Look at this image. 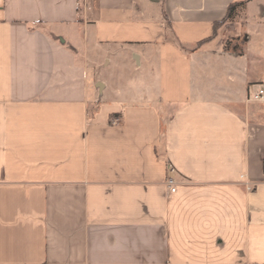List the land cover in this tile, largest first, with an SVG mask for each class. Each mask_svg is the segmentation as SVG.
Wrapping results in <instances>:
<instances>
[{"label": "crops", "instance_id": "obj_1", "mask_svg": "<svg viewBox=\"0 0 264 264\" xmlns=\"http://www.w3.org/2000/svg\"><path fill=\"white\" fill-rule=\"evenodd\" d=\"M255 84L264 0H0V264H264Z\"/></svg>", "mask_w": 264, "mask_h": 264}, {"label": "built area", "instance_id": "obj_2", "mask_svg": "<svg viewBox=\"0 0 264 264\" xmlns=\"http://www.w3.org/2000/svg\"><path fill=\"white\" fill-rule=\"evenodd\" d=\"M253 101L260 104H264V85H260L258 91L253 96ZM176 175V169L172 166H169L166 184L170 193L172 194L176 193L179 189V184L177 182ZM248 190H251V188H248Z\"/></svg>", "mask_w": 264, "mask_h": 264}, {"label": "rangeland", "instance_id": "obj_3", "mask_svg": "<svg viewBox=\"0 0 264 264\" xmlns=\"http://www.w3.org/2000/svg\"><path fill=\"white\" fill-rule=\"evenodd\" d=\"M246 38L244 36L238 38V39H235L233 40L232 42H230L227 46L228 49H234L236 52H243L244 50V47L246 46ZM261 84H255L252 86V88L250 87H247L246 90H245V94L247 95V97L252 101H253V96L254 94L258 91L259 87H260ZM240 90H238V93H239ZM240 93H242L240 91ZM256 104V103H254Z\"/></svg>", "mask_w": 264, "mask_h": 264}, {"label": "trees", "instance_id": "obj_4", "mask_svg": "<svg viewBox=\"0 0 264 264\" xmlns=\"http://www.w3.org/2000/svg\"><path fill=\"white\" fill-rule=\"evenodd\" d=\"M245 3H240V4H232L231 7L229 8V11H228V15L226 17V20L225 22H227L228 20L234 18L235 16V12L238 8H241V7H244ZM223 24V22L221 23H218V24H215L214 25V36L216 35L218 29L221 27V25ZM207 42V41H206ZM205 41H202L200 43L197 44V47H200L202 44H204Z\"/></svg>", "mask_w": 264, "mask_h": 264}]
</instances>
